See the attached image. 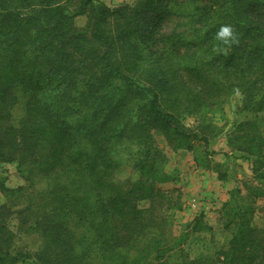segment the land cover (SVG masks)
<instances>
[{"label": "trees", "instance_id": "1", "mask_svg": "<svg viewBox=\"0 0 264 264\" xmlns=\"http://www.w3.org/2000/svg\"><path fill=\"white\" fill-rule=\"evenodd\" d=\"M0 0V163L17 162L26 186L8 187L0 179L4 211L23 206L31 229L44 234L53 264H79L73 258L74 239L67 218L91 222L101 242L102 264H202L204 255L191 258L186 246L202 233L212 234L206 214H197L185 227L173 230V216L184 202L157 184L175 180L167 169L164 151L154 148L165 136L175 151H193L205 145L204 167L230 178L229 166L214 161L211 138L221 129L203 120L205 111H217L238 90L242 108L253 119L236 124L228 145L251 163L253 180L234 188L221 207L228 246L219 255L222 264H255L264 258V240L252 226L255 201L264 197V12L249 31L254 42L247 54L229 59H190L171 64L167 76L153 73L143 79L139 36H146L156 21L162 0H135L132 5L110 7L99 0ZM264 0H224L247 5ZM211 9L219 0H209ZM223 12V11H221ZM88 21L77 26L75 19ZM139 37V38H138ZM245 47V46H244ZM118 82L140 95L130 104L115 94ZM28 95L26 114L13 122L18 90ZM198 120L196 127L184 123ZM127 138L148 146L138 159L139 177L119 179L109 141ZM257 182H255V181ZM43 184V187L38 185ZM146 201L147 206H140ZM167 214L154 218L157 203ZM42 210L40 214H36ZM51 211V212H49ZM14 232L0 223V264H23L11 252ZM178 261H173L176 254ZM74 254V253H73ZM203 262V263H204Z\"/></svg>", "mask_w": 264, "mask_h": 264}, {"label": "rangeland", "instance_id": "2", "mask_svg": "<svg viewBox=\"0 0 264 264\" xmlns=\"http://www.w3.org/2000/svg\"><path fill=\"white\" fill-rule=\"evenodd\" d=\"M39 5L43 0H35ZM80 0H73L75 6ZM110 7L132 5L135 0H99ZM219 0L211 9L209 0H162L158 12L151 14L156 22L148 27L146 36H139L141 42L143 60V79L153 73H162L167 76V67L171 64L182 63L190 59H215L225 61L236 53L243 56L247 54V47L254 42V34L249 31L259 18L258 13L264 12V1L255 2L251 16L244 13L249 3L241 5ZM223 11V12H221ZM86 15L75 19L77 26L87 23ZM227 27L230 34L220 36L222 28ZM138 37V38H139ZM245 46V47H244ZM126 95L130 104L136 103L140 95L128 92L124 82H118L115 89L119 94ZM19 102L13 108V122H19L26 114L28 95L18 90ZM243 94L240 90L227 100L222 108L217 111H205L203 120L211 121L220 127L221 133L211 138L210 151H217L213 155L214 161L225 163L229 166L230 178L222 181L218 173L204 167L200 157L204 154L205 145L198 143L195 150L175 151L165 136H157L154 148L163 150L168 157L167 169L174 175L175 180L164 184H157L159 190L171 191L174 198H180L184 202L182 210H177L173 216V230L178 232L190 222L197 214L204 212L206 220L213 226V233H202L193 238L186 246L185 252L191 258L205 256L208 260L202 264H222L219 255L221 249L228 246L230 233L224 229L221 219V207L230 197V192L237 187H242L244 180H253L251 163L246 160L239 151H232L228 145L229 135L234 126L241 121L253 119L252 111L243 109ZM259 123L264 130V110L259 113ZM184 123L190 128L196 127L198 120L192 117L184 119ZM112 156L119 161L116 164L114 175L119 179H137L139 177L138 159L146 152L148 146L131 144L127 138L116 139L108 142ZM17 162L0 163V179L8 187L26 186L27 182L18 171ZM255 181V180H254ZM257 182V181H255ZM43 187V184L38 185ZM5 203V197L0 192V206ZM146 201L140 202V206H147ZM154 218L160 222L167 214V205L164 201L157 203ZM255 212L251 220L252 226L260 230V236L264 240V197L255 201ZM23 206L1 211L0 223H6L14 232V243L11 252L18 255L23 264H53L55 257L47 256L51 249L46 243L44 234L40 230L31 229L26 224V213H19ZM40 211L36 214L42 215ZM51 212V211H49ZM67 231L71 232L74 239L73 258L79 264H102L101 242L96 237V227L89 221L80 223L74 217H68ZM177 253L173 261H178ZM204 262V263H203ZM255 264H264V258Z\"/></svg>", "mask_w": 264, "mask_h": 264}, {"label": "clouds", "instance_id": "3", "mask_svg": "<svg viewBox=\"0 0 264 264\" xmlns=\"http://www.w3.org/2000/svg\"><path fill=\"white\" fill-rule=\"evenodd\" d=\"M228 34H230V30L227 27L222 28L221 31L219 32L220 36H225V35H228Z\"/></svg>", "mask_w": 264, "mask_h": 264}]
</instances>
